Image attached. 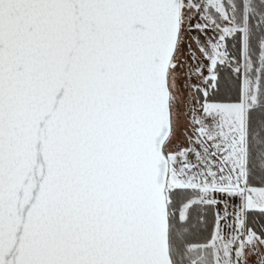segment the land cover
Wrapping results in <instances>:
<instances>
[{
    "label": "snow or ice",
    "instance_id": "snow-or-ice-1",
    "mask_svg": "<svg viewBox=\"0 0 264 264\" xmlns=\"http://www.w3.org/2000/svg\"><path fill=\"white\" fill-rule=\"evenodd\" d=\"M0 264H264V0H0Z\"/></svg>",
    "mask_w": 264,
    "mask_h": 264
},
{
    "label": "trees",
    "instance_id": "trees-1",
    "mask_svg": "<svg viewBox=\"0 0 264 264\" xmlns=\"http://www.w3.org/2000/svg\"><path fill=\"white\" fill-rule=\"evenodd\" d=\"M253 219L256 220V221H259L260 217L257 216V217H254Z\"/></svg>",
    "mask_w": 264,
    "mask_h": 264
}]
</instances>
